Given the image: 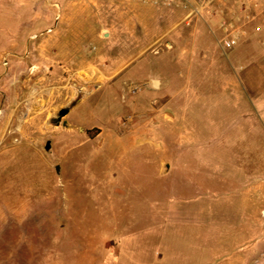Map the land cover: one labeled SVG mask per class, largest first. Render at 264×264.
Instances as JSON below:
<instances>
[{
	"label": "rangeland",
	"instance_id": "obj_1",
	"mask_svg": "<svg viewBox=\"0 0 264 264\" xmlns=\"http://www.w3.org/2000/svg\"><path fill=\"white\" fill-rule=\"evenodd\" d=\"M245 2L241 12L230 0L213 21L139 0H72V12L96 14L66 22L88 32L69 37L72 66L52 61L40 19V50L11 70L0 15V264H264V126L256 116L240 125L226 106L230 93L264 92V0ZM223 20L239 31L230 50L220 45ZM169 29L165 39L188 49L187 67L202 55L214 65L211 83L186 84L217 94L211 130H148L128 104L130 84L102 79L108 61L78 57L81 44L90 56L144 53Z\"/></svg>",
	"mask_w": 264,
	"mask_h": 264
},
{
	"label": "crops",
	"instance_id": "obj_2",
	"mask_svg": "<svg viewBox=\"0 0 264 264\" xmlns=\"http://www.w3.org/2000/svg\"><path fill=\"white\" fill-rule=\"evenodd\" d=\"M83 1L94 2L101 0ZM41 3L48 4L50 7L48 11L42 12L40 10ZM71 3L72 0H0V5H4V8L0 7V15L4 14V21H6L4 22V31L1 34L6 37L4 39V51L8 70L28 59V57L25 59L23 54L27 55L29 51L33 52L36 50L38 52L40 50L39 36L42 32L37 22L40 19L45 20L44 25L50 27L44 32L49 34V48L55 54L52 61H61L65 65L72 66L76 56L72 54L69 37L74 35L73 32L75 31H78L80 35L83 33L86 35L88 32L84 30L82 23L81 27L74 24L68 27L66 22L71 20L88 21L90 18L94 19L96 14L92 11L88 12L89 9L93 10L89 5H86V10L80 9L72 12L71 6L73 4ZM53 6L58 7L60 10L53 9ZM161 15L164 14L162 13ZM162 17L163 23H167V19L170 18L165 17V15ZM215 17H212L213 21L218 20ZM185 18L184 13L178 17L179 20H184ZM14 20L17 21L16 26L11 22ZM52 21L51 27L50 23ZM152 31L146 30V32ZM169 32L170 29L161 32L160 38L155 40L149 50L145 49L144 53H142L143 51L138 53L137 46H134L132 55L128 56H122L121 51L118 54L107 55L103 54V51L99 49H95V54L90 56V49L87 44H84V46L81 44L79 51L82 55L78 57H82L84 60L92 58L95 63L103 61L104 65L106 64L105 61H108V67H112L113 70L108 74L103 73L102 79L112 81L114 84H130L134 90L129 93L128 99L130 102L128 104L134 112H144L139 114V116H144L145 127L148 130L163 132L172 130L175 127L180 131L184 129L183 127L190 125L194 127L195 131L211 130V127L214 128L216 126L217 94L200 90L191 92L186 90V84L211 83V68L214 65H211L210 62L212 61L203 59L204 55H202L200 58L195 56L194 65L187 67L185 58L188 49L181 45L170 44L165 39ZM99 34L98 37L102 36L106 40L111 36L114 37L110 31H102ZM112 46L121 49V45L113 38ZM193 50L194 52H201L205 48L200 45H194ZM260 52L263 54L264 49H261ZM228 80L231 82L233 77ZM138 86L144 87L143 90H138ZM227 96L230 103H227L226 106L232 111V116L237 115L239 112L245 118L240 125L252 123L254 118L251 119L249 117L256 116V123L264 126L263 91L257 94L248 92L230 93ZM6 99H9L8 94ZM138 100L144 101L143 110L138 108ZM190 100H192V103L188 102ZM78 102L76 107L84 105L83 98L79 99ZM235 124L237 125L238 123ZM201 126L204 128L201 129ZM145 144L151 146L153 142L147 139Z\"/></svg>",
	"mask_w": 264,
	"mask_h": 264
},
{
	"label": "built area",
	"instance_id": "obj_3",
	"mask_svg": "<svg viewBox=\"0 0 264 264\" xmlns=\"http://www.w3.org/2000/svg\"><path fill=\"white\" fill-rule=\"evenodd\" d=\"M144 3H151L154 5L181 7L188 10V16L197 18L214 17L222 5L230 3V0H139ZM240 3V11H245V0H235ZM246 12V11H245ZM248 18V15L245 16ZM220 30L223 37L220 45L224 50H230L239 42L238 29H235L232 22L223 20L220 23ZM238 31V32H237ZM6 65V62H5Z\"/></svg>",
	"mask_w": 264,
	"mask_h": 264
},
{
	"label": "water",
	"instance_id": "obj_4",
	"mask_svg": "<svg viewBox=\"0 0 264 264\" xmlns=\"http://www.w3.org/2000/svg\"><path fill=\"white\" fill-rule=\"evenodd\" d=\"M69 110H70V108H65V109H62V110L59 111V113H58V122H60V120L69 113ZM63 124H66V121H63ZM44 150L46 152H48L50 150V143H49V141L46 142V145L44 147ZM55 171L58 174L59 168L56 167L55 168Z\"/></svg>",
	"mask_w": 264,
	"mask_h": 264
},
{
	"label": "trees",
	"instance_id": "obj_5",
	"mask_svg": "<svg viewBox=\"0 0 264 264\" xmlns=\"http://www.w3.org/2000/svg\"><path fill=\"white\" fill-rule=\"evenodd\" d=\"M97 132H98V130H95V134H94L93 136H95ZM93 136H92V137H93Z\"/></svg>",
	"mask_w": 264,
	"mask_h": 264
}]
</instances>
